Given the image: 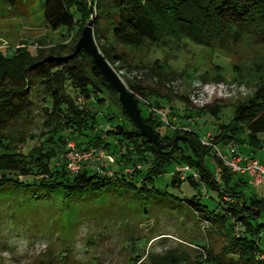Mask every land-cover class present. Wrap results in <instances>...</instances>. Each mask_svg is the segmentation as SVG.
<instances>
[{
	"label": "trees",
	"instance_id": "1",
	"mask_svg": "<svg viewBox=\"0 0 264 264\" xmlns=\"http://www.w3.org/2000/svg\"><path fill=\"white\" fill-rule=\"evenodd\" d=\"M21 5L28 3L0 0V7L11 12L18 13ZM42 8L47 27L63 32L61 35H70L73 43L67 50L40 48L31 52L24 47L8 53L0 49V194L9 193L12 197L21 194V201L32 203L39 199L59 206L82 200L100 201L118 189L132 191L135 197L151 193L163 196L161 190L155 188L140 190L138 178L132 177L138 176L141 169L133 168L125 179L123 172L109 174L93 170L95 173H91L87 170L89 164L76 172L66 168L65 155L69 149L65 142L68 140L79 150L93 148L107 152L118 144L125 152L120 151V162L136 167H141L142 161L152 163L148 180L153 181L151 176L163 174L173 163L196 171L197 178L193 173L184 178L176 174L172 183L187 181L197 189V194L182 201L194 211L198 221L211 225L209 233L216 231L225 239L219 253L210 249L209 244L198 243L204 253L198 264H264V222L260 221L264 216V196L248 193L251 189L248 175L233 173L222 163L215 148L205 147L192 129L182 128L183 122L204 114L219 119L225 105L195 110L193 106L189 108L188 96L177 94L175 97L185 105L180 113L171 105L172 99L152 90L144 83V77H129L144 72L145 77H154L158 85L173 92L177 71L164 72L166 62L159 59L146 61L155 48L181 49L193 43L211 51L230 52L248 44L253 51H258L257 46L264 47V0H44ZM88 21L100 54L124 79L126 88L138 101L144 122L163 144L177 138L173 148L159 151L133 124L93 59L83 50L75 52ZM259 58L250 62L257 63ZM258 85L251 97L233 106L234 114L229 123H221L211 134L215 146L237 145L239 149L248 143L253 149L264 150V79ZM105 102H108L107 108L114 105L120 113L118 123L111 122L112 108L110 113L104 114L108 118H104L102 112L91 105L102 108ZM166 102L168 107H165ZM38 111L41 124L48 131L39 135L37 145L22 151V146L35 140L28 127ZM156 111L166 115L168 124ZM176 117L182 126H178ZM159 127L169 129L172 135L161 136ZM55 131L57 133L52 134ZM50 148L62 155L61 169L53 172L43 164L54 155L52 151L42 153ZM238 153L256 159L253 155ZM206 160L216 169L220 167L221 180L209 171ZM203 189L220 195L222 203L216 209L207 205L206 200L211 198L207 192L203 194ZM71 233V230L65 231L66 236ZM180 263L192 262L181 258L172 264Z\"/></svg>",
	"mask_w": 264,
	"mask_h": 264
},
{
	"label": "rangeland",
	"instance_id": "2",
	"mask_svg": "<svg viewBox=\"0 0 264 264\" xmlns=\"http://www.w3.org/2000/svg\"><path fill=\"white\" fill-rule=\"evenodd\" d=\"M43 2L44 0H24L28 5L18 8V13L23 15L0 7V16H5L0 17V49L12 53L13 50L24 47L33 52L40 48L45 51L50 48L67 50L71 46L73 42L70 35L54 32L45 24ZM74 14L78 17L77 13ZM252 48L243 44L230 52H222L211 51L193 43L185 44L181 49L155 48L146 61L159 59L166 62L164 72L172 74L177 71V78L172 85L173 92L158 85L154 77H145L144 72L134 73L129 77H144V83L161 96L171 98V105L180 113L185 105L175 97L177 94L188 96L191 102L189 108L193 106L195 110L215 104L225 105L226 108L217 120L208 114L185 121L184 126L178 117L174 120L178 126L186 130L192 129L202 145L208 141L209 145L204 146L215 148L217 155L221 152L222 159L230 158L228 153L235 150L236 153L253 155L264 161V150L253 149L248 143L239 146V149L237 145L221 148L213 144L211 137L208 139V135H213L221 123H229L234 114L233 106L251 97L259 82L264 79V47L257 46L258 51H253ZM257 57L261 58L252 64L250 60ZM183 71L185 72L180 75ZM119 74L117 75L125 85ZM107 103L102 108L91 105L102 112L104 118H108L104 114L110 113L112 108L111 122L114 124L120 113L114 105L107 108ZM165 107H168L167 102ZM156 112L158 115L161 113ZM144 113L147 111L144 110ZM34 116V122L28 129L34 134L35 140L22 146V151H28L37 145L39 135L48 131L41 124V112L38 111ZM157 130L161 136L172 135L165 127ZM55 133L57 131L52 134ZM65 144L67 148L70 144L76 148L72 140ZM48 151H52L54 155L48 160L45 159L43 164L47 165L49 172L60 170L61 153L55 148L42 153ZM120 151L125 153L124 147L112 145L109 151H105L102 163H91L87 170L91 173H95L93 170L109 174L123 172L124 178L128 179L127 173L131 174L133 168L139 171L141 169L139 177H132L134 180L138 178L136 182L140 183V190L155 188L161 190L163 196L151 193L135 197L132 191L118 189L100 201L82 200L80 203H70L69 206H59L57 203L39 199L32 203L21 201V194L13 197L9 193L6 196L0 194V264H172L181 258L189 259L191 264H198L204 254L197 246L198 243L209 244L215 253L222 251L225 239L216 231L209 233L211 225L203 220L198 221L194 211L182 201L197 194V189L191 187L187 181L181 184L172 183L174 175L184 178L186 174H192L194 169L173 163L167 166L163 174L151 176L150 178H154L151 181L148 180L152 169L150 160V163L142 161L141 167L132 166L125 161L120 162ZM68 154L65 155L66 158ZM222 163L224 164L223 161ZM206 164L209 171L217 176V180H221L220 167L216 169L210 160H206ZM79 167H83L82 163ZM187 168L188 171L185 170ZM250 188L248 193L264 196V186ZM206 192L211 198L206 200L207 205L213 210L216 209L222 203L220 195L216 191L203 189L204 195ZM260 221L264 222V216ZM70 222L72 226L68 224ZM66 230H71L70 236L65 235Z\"/></svg>",
	"mask_w": 264,
	"mask_h": 264
},
{
	"label": "water",
	"instance_id": "3",
	"mask_svg": "<svg viewBox=\"0 0 264 264\" xmlns=\"http://www.w3.org/2000/svg\"><path fill=\"white\" fill-rule=\"evenodd\" d=\"M81 50L86 52L93 59L99 74L110 86V88H112L117 93L118 101L122 108L130 117L133 124L139 128L142 134L151 142H153L159 151H163L166 148H173L178 140L177 138L171 143L163 144L154 130L144 122L139 110L138 101H136L133 94L130 93L116 72L110 67L108 62L100 54L92 35L90 21H88L82 30L81 36L75 46V52H79Z\"/></svg>",
	"mask_w": 264,
	"mask_h": 264
},
{
	"label": "built area",
	"instance_id": "4",
	"mask_svg": "<svg viewBox=\"0 0 264 264\" xmlns=\"http://www.w3.org/2000/svg\"><path fill=\"white\" fill-rule=\"evenodd\" d=\"M162 120L165 123H168V119H166V115L164 113H160ZM208 139H210V134L208 135ZM204 145H209V142H204ZM68 156H67V169L71 172H76L81 168L79 165L91 164V163H102L104 160V150L93 149L90 148L88 150H79L76 149L71 144L68 146ZM66 154V155H67ZM220 152L218 154L219 158L222 159ZM230 158H223L222 161L224 165L228 167L232 172L240 174V175H248L250 177V183L254 187L264 186V162L258 159L249 158L243 156L239 153H236L235 150H231L228 153ZM226 155V154H224ZM185 170H189L188 168ZM184 171V170H183ZM191 173V172H190ZM193 176L197 178V175L193 172ZM217 177V176H216Z\"/></svg>",
	"mask_w": 264,
	"mask_h": 264
},
{
	"label": "crops",
	"instance_id": "5",
	"mask_svg": "<svg viewBox=\"0 0 264 264\" xmlns=\"http://www.w3.org/2000/svg\"><path fill=\"white\" fill-rule=\"evenodd\" d=\"M250 181V180H249ZM250 185H251V183H250ZM252 186V185H251Z\"/></svg>",
	"mask_w": 264,
	"mask_h": 264
}]
</instances>
